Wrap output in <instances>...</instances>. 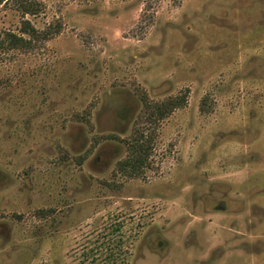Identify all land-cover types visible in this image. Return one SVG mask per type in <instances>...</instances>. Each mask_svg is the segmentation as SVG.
<instances>
[{
    "label": "rangeland",
    "instance_id": "rangeland-1",
    "mask_svg": "<svg viewBox=\"0 0 264 264\" xmlns=\"http://www.w3.org/2000/svg\"><path fill=\"white\" fill-rule=\"evenodd\" d=\"M38 1L61 32L0 46V264H264V0Z\"/></svg>",
    "mask_w": 264,
    "mask_h": 264
},
{
    "label": "trees",
    "instance_id": "trees-1",
    "mask_svg": "<svg viewBox=\"0 0 264 264\" xmlns=\"http://www.w3.org/2000/svg\"><path fill=\"white\" fill-rule=\"evenodd\" d=\"M20 8L21 12L23 14V21L22 26L19 33H15L12 31H5L0 37L2 38L0 40V46L6 47L8 49H25L29 50L36 44V41L42 40V41H49L54 36L59 34L61 32L60 28H55L52 26V24L44 29L40 30L37 29L31 21L26 19L25 17L27 15L37 16L39 15L43 10L46 9V5L42 1L38 0H22L20 2ZM179 98L172 99L170 101H166L163 106V110L160 113L161 118L169 114L171 111H173L175 108H177L179 105H181ZM140 138V137H139ZM134 139L129 143L130 157L126 160L121 161L120 163V169L122 170H128L131 169L135 172H137L138 169H140L147 158V151L148 149L145 147L144 143L140 141V139Z\"/></svg>",
    "mask_w": 264,
    "mask_h": 264
}]
</instances>
